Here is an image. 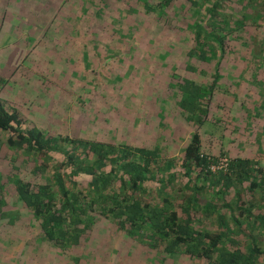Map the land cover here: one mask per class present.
I'll return each mask as SVG.
<instances>
[{"label":"trees","instance_id":"trees-1","mask_svg":"<svg viewBox=\"0 0 264 264\" xmlns=\"http://www.w3.org/2000/svg\"><path fill=\"white\" fill-rule=\"evenodd\" d=\"M139 1L147 12L162 9V21L171 9L169 29L183 40L172 50L184 52L189 71L202 68V83L185 78L179 87L178 106L197 130L175 156L167 145L85 138L80 127L48 133L0 97V161L9 168L0 177V226L25 217L59 264H86L104 246L114 251L117 234L131 247L126 256L139 255L129 264H264V159L229 151L227 168L213 171L228 150L207 151L199 130L214 99L222 106L227 62L229 69H264V0ZM6 81L0 77V90ZM105 236L110 241L97 248ZM43 254L40 264H51Z\"/></svg>","mask_w":264,"mask_h":264},{"label":"rangeland","instance_id":"rangeland-1","mask_svg":"<svg viewBox=\"0 0 264 264\" xmlns=\"http://www.w3.org/2000/svg\"><path fill=\"white\" fill-rule=\"evenodd\" d=\"M148 1L153 3L156 0ZM140 2L126 0V3H122L118 22L116 18L119 15L116 14L112 19L111 14L107 13L101 18L107 20L104 25L109 35L138 37L145 44L108 46L111 60L98 64L119 65L122 68L107 72L114 76L91 78L63 75L67 74V70L61 71L60 67H68L76 62L71 60L70 51H64L67 46H44L49 52L53 47L62 50L58 52L60 54H40V43H35V39L42 33L43 37H55L56 29V25L52 24L53 27L42 30L49 20L40 19V0H0V77L7 80L0 90V97L8 106L20 109L31 125L48 133L71 135L81 128L86 134L83 136L85 138L146 146L167 145L170 155L178 156L198 127L196 119L190 120L189 115L178 106L184 98L179 87L185 78L202 83L205 77L201 76L202 68L194 73L188 69V60H180V53L184 52L177 49L181 48L183 40L177 41L175 31L169 29L171 9L169 12L163 10V14L169 16L162 21L159 15L162 9L147 12ZM68 30L65 29L63 35H69ZM56 31L60 35L61 30ZM17 38V45L12 46L10 43ZM22 38L30 41L28 53L23 52L27 46L22 45L24 41L20 42ZM176 43L179 47L172 50ZM114 47L127 51L122 55L113 53L111 49ZM92 58H95L94 54ZM195 63L204 64L194 61L192 65ZM138 64L140 68H136ZM127 65L129 67L125 69ZM228 65L227 62L220 69L224 75L223 82L231 84L229 90L225 83L220 85L218 94L223 97L222 106L218 107L220 97L214 99L210 104L213 107L210 119L199 128L203 135V146L215 155L225 149L228 152L223 156L230 157L231 152L233 155L260 156L264 159V69L252 73V70L257 71L252 69L254 64L251 69L245 70L240 66L229 69ZM51 66L55 68L54 71L50 69ZM214 72L215 69L211 67L210 74ZM96 92V101L88 107L89 99ZM84 110L91 118L84 116ZM74 111L77 119L73 117ZM4 164L1 160L0 177H5L9 172ZM5 185L4 190L8 193L10 189ZM20 219L15 227L0 226V264H40L41 251L43 256L46 255V258L41 257L42 261L55 258L54 252H49L46 246L40 244L35 227L26 228L27 219ZM101 241L109 242L110 238L105 236L97 240V248H101ZM111 241L110 248H114V251L109 249L111 252H104L107 248L104 246L95 255H90L85 263L129 264L134 261V254L126 256L131 247L119 234ZM51 260V264H59L57 260L54 263ZM149 262L151 260H146V264Z\"/></svg>","mask_w":264,"mask_h":264},{"label":"crops","instance_id":"crops-1","mask_svg":"<svg viewBox=\"0 0 264 264\" xmlns=\"http://www.w3.org/2000/svg\"><path fill=\"white\" fill-rule=\"evenodd\" d=\"M122 3H126V0H40V19L44 21L47 18L49 20V22L42 26V30H45L47 27H53L52 24L56 25L55 28L57 30H61L60 35H58L55 29V37H43L42 33L40 37L35 39V43H40V54L45 52L46 55L47 52L60 54L58 52L62 50L53 47L49 52L44 49V46H67L68 48H65L64 51H70L68 53L71 56V60L74 59L76 62L69 64L68 67H60L61 71L67 70V74H63L65 77L114 76L113 74L108 75L107 72L120 70L121 66L98 64L99 62L108 63L111 60L108 46L136 45L139 42H141L140 44H145L138 37L114 36L106 33V26L104 24L107 20L105 17L101 18V16L106 13L111 14L110 19H112L114 18V14H116L119 15L116 18L117 22L120 21L119 17L122 14L121 9L123 8ZM95 24L97 26L94 32ZM65 29H69V35H63ZM71 29H74V31H71ZM9 35H11L10 31ZM18 41L19 39L17 38L15 42L13 41L10 44L12 46L17 45ZM144 41L147 40L145 39ZM20 42L23 43L22 45L25 44L27 46L25 49L23 48V52L28 53L30 51V46H28L30 41L22 38ZM111 51L122 55L127 49L114 47ZM92 54L95 55L94 59L92 58ZM99 54H103L104 56L102 57ZM97 55L98 57H96ZM153 56L155 57V55ZM94 60L96 61L95 64ZM127 67L129 66H125V69ZM146 67L151 68L148 65ZM136 68H140V65L138 64ZM50 69L55 70L53 66Z\"/></svg>","mask_w":264,"mask_h":264},{"label":"built area","instance_id":"built-area-1","mask_svg":"<svg viewBox=\"0 0 264 264\" xmlns=\"http://www.w3.org/2000/svg\"><path fill=\"white\" fill-rule=\"evenodd\" d=\"M228 163H229V157H227V156H221V157L219 158L218 163H215V164H212V165H211V169H212L213 171H217V170L225 169V168H227Z\"/></svg>","mask_w":264,"mask_h":264}]
</instances>
